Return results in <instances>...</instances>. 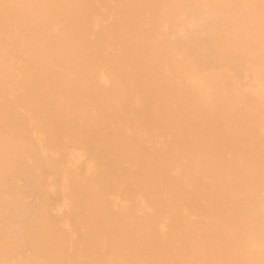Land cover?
Segmentation results:
<instances>
[{"label": "bare ground", "instance_id": "bare-ground-1", "mask_svg": "<svg viewBox=\"0 0 264 264\" xmlns=\"http://www.w3.org/2000/svg\"><path fill=\"white\" fill-rule=\"evenodd\" d=\"M0 264H264V0H0Z\"/></svg>", "mask_w": 264, "mask_h": 264}]
</instances>
